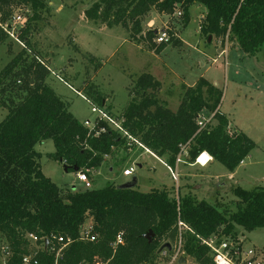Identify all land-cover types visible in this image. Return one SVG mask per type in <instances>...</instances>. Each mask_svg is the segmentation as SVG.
Wrapping results in <instances>:
<instances>
[{"label":"trees","instance_id":"16d2710c","mask_svg":"<svg viewBox=\"0 0 264 264\" xmlns=\"http://www.w3.org/2000/svg\"><path fill=\"white\" fill-rule=\"evenodd\" d=\"M194 3L206 8L200 32L207 40L235 42L247 55L263 47L264 0H99L85 16L110 28H127L131 22L141 32L143 18L153 10L174 14L180 7L187 27ZM17 5L30 6L33 12L18 35L27 46L32 24L49 8L43 0H0L1 25ZM1 25L0 46L9 38ZM155 36L154 31L145 35L150 42ZM164 49L165 44L157 47L158 52ZM25 53L0 73V109L8 111L0 122V264H23L26 256L33 258L32 264H158L163 253L167 259L175 255L179 239L180 253L187 261L214 264L203 240L233 238L238 227L249 232L264 228L263 186L235 188L236 211L190 196L178 200L166 189L141 193L118 190L114 184L83 192L61 189L43 174L41 155L35 149L38 144L52 140L56 149L52 159L69 171L77 166L79 172L90 173L99 170L125 138L108 122L101 121L91 130L76 119L47 84L50 68ZM158 90L151 76L140 78L121 127L168 167L176 168L186 148L188 163L207 153L235 172L254 150L255 143L247 135L229 133V120L219 111L223 94L213 84L201 78L195 88L187 90L176 112L158 98ZM83 96L90 105L105 106L96 86H89ZM204 110L216 114L200 130L197 119ZM179 222L188 229L179 227ZM89 225L94 241L84 237ZM150 232L154 234L151 242L146 238ZM166 242L173 251L159 254Z\"/></svg>","mask_w":264,"mask_h":264},{"label":"rangeland","instance_id":"374dc122","mask_svg":"<svg viewBox=\"0 0 264 264\" xmlns=\"http://www.w3.org/2000/svg\"><path fill=\"white\" fill-rule=\"evenodd\" d=\"M43 1L49 11H43L41 20L32 24L27 46L18 39L24 26L16 17L27 22L33 14L30 6H14L6 24L1 25L0 21L10 32H7L8 40L0 46V73L25 50V57H37L50 68L47 84L69 105L76 119L95 120L91 105L80 96L86 95L93 85L104 96V107L118 124L123 122L122 115L140 78L151 76L159 86L158 98L174 112L187 90L195 88L203 78L223 94L219 111L229 120V133H243L255 143L254 150L235 172L217 161L204 167L197 160L188 163L184 155L183 163L177 165L179 181H175L164 160L120 132L125 138L123 145L107 157L99 170L87 173L91 185L87 188L77 172H66L63 164L50 157L56 149L53 141L47 140L35 147L47 178L63 190L83 192L109 184L119 186L136 177L135 190L141 193L166 189L178 200L190 196L233 211L237 210L238 202L233 193L235 188L264 187V45L256 54L247 55L235 42L216 37L207 40L200 32L206 8L199 3L190 7L191 20L187 27H184L183 9L177 7L174 14L153 10L143 18L141 32H137L131 22L127 28L123 25L110 28L100 20H89L85 11L99 0ZM165 29L172 40L158 52L157 37L150 42L145 35ZM7 113V109H0V122ZM212 114L204 110L202 115ZM131 167L133 174L129 173ZM235 234L233 239L264 252V228L249 232L238 227ZM176 260L162 256L158 264H184ZM185 264L196 263L188 259Z\"/></svg>","mask_w":264,"mask_h":264},{"label":"built area","instance_id":"2783aa9c","mask_svg":"<svg viewBox=\"0 0 264 264\" xmlns=\"http://www.w3.org/2000/svg\"><path fill=\"white\" fill-rule=\"evenodd\" d=\"M179 14H181V13H179ZM16 19L23 26H25V24L27 23L26 20L20 16L16 17ZM5 30H6V32H8V30L6 28H5ZM8 33L10 34V32H8ZM156 37H157V43L160 45L161 44H168L172 40V36L167 29L157 31ZM80 96L82 98H84L89 103V101L86 99L85 96H83L82 94H80ZM91 107H92L91 112L96 115V118L94 121H91L90 119H86L83 122L86 127L93 130L96 128V126L101 121L111 123L115 126V129L119 130L121 133H123L124 136H126L127 138L134 141V143H136L138 146H140L144 150L150 152L139 141L135 140L130 135H128V133L122 129L121 124H118L116 121H114L112 116L109 115V113L106 111L105 107H98L95 105H91ZM202 114H203V111L199 114L198 119H197V125H198L200 130L205 129L207 127V125H209L213 122L214 116L216 113H214L208 117H205ZM184 155H188L186 148H182L181 154L178 156L177 161H176V163H177L176 168L172 169V168L168 167V169L170 168L173 171L172 174H173V179L175 181H179V178H178L179 174L177 173V165L180 163H183V156ZM201 156H202V154L196 159L197 163H198ZM210 158H211V161H213V158L211 156H210ZM209 163L210 162L207 160L205 164H202V163H198V164H200L202 167H204L206 164H209ZM129 173L130 174L134 173L133 167L130 168ZM78 178L81 182L86 184L87 188L91 187L90 182L88 180L87 173L79 172ZM179 227L188 229L182 222H179ZM91 232H92V226L89 225L85 228L84 237L90 238L91 241H94V237H90ZM29 239L31 241L33 240L34 242H36V238L33 235H30ZM59 241L63 242V238H60ZM119 241L121 242V237H119ZM203 244L209 248L210 256H211L214 264H264V252H261L255 248L247 247L246 243H244V241H238V240L233 239V238H221V239L211 238V239L203 240ZM180 248H181V239H179L177 246L175 247V255L172 257L175 260L177 259L178 263L180 262L181 258H183V257L179 256L181 254ZM163 254H164V256H166V252ZM32 260H33V258L31 256H26L23 259V264H32ZM35 264H37V263L35 262Z\"/></svg>","mask_w":264,"mask_h":264},{"label":"water","instance_id":"95a60500","mask_svg":"<svg viewBox=\"0 0 264 264\" xmlns=\"http://www.w3.org/2000/svg\"><path fill=\"white\" fill-rule=\"evenodd\" d=\"M155 34H157V31L155 32ZM209 41H211V37L209 38ZM64 168H65V171H66V172L69 171V169H68L67 167H64ZM73 170H74L75 172H77V173L79 172V168H78L77 166H75V167L73 168ZM137 184H138V182H137V178L134 177V178L132 179V181L117 186V189H118V190H131V189H135V187L137 186ZM153 237H154V234H153L152 232H150L149 235H146V238L149 240V242L152 241V238H153ZM48 243H49V241H48V240H45V244H46V246L48 245ZM166 250L169 251V252H172V251H173V246L171 245V243H169V242L164 243V244L159 248L158 253L161 254V253L165 252ZM180 263H184V264H185V263H187V260H186L185 258H181Z\"/></svg>","mask_w":264,"mask_h":264},{"label":"bare ground","instance_id":"6f19581e","mask_svg":"<svg viewBox=\"0 0 264 264\" xmlns=\"http://www.w3.org/2000/svg\"><path fill=\"white\" fill-rule=\"evenodd\" d=\"M207 160H208L209 162H211V158H210V156H209L208 154L204 153V154H202V156L200 157L198 163L205 164ZM207 165H208V164H206L205 166H207Z\"/></svg>","mask_w":264,"mask_h":264},{"label":"crops","instance_id":"0c3cea01","mask_svg":"<svg viewBox=\"0 0 264 264\" xmlns=\"http://www.w3.org/2000/svg\"><path fill=\"white\" fill-rule=\"evenodd\" d=\"M205 13H206V11H205ZM205 13H203V16L205 15ZM203 16H202V17H203ZM50 87H51V86H50ZM51 88H52V87H51ZM52 89L54 90V88H52ZM54 91H55V90H54ZM78 92H79V91H78ZM56 94H57V93H56ZM79 121H80V120H79ZM81 122H84V121H81ZM206 154H207V153H206ZM213 162H214V161H213ZM211 163H212V161H211ZM211 163H210V164H211ZM208 165H209V164H208ZM208 165H207V166H208ZM187 262H188V261H187Z\"/></svg>","mask_w":264,"mask_h":264}]
</instances>
